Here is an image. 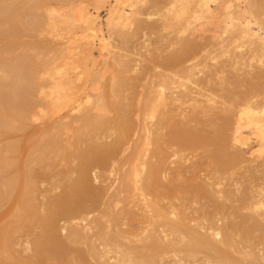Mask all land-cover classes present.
I'll return each instance as SVG.
<instances>
[{"label":"bare ground","instance_id":"bare-ground-1","mask_svg":"<svg viewBox=\"0 0 264 264\" xmlns=\"http://www.w3.org/2000/svg\"><path fill=\"white\" fill-rule=\"evenodd\" d=\"M256 237L264 0H0V264H217Z\"/></svg>","mask_w":264,"mask_h":264},{"label":"rangeland","instance_id":"rangeland-1","mask_svg":"<svg viewBox=\"0 0 264 264\" xmlns=\"http://www.w3.org/2000/svg\"><path fill=\"white\" fill-rule=\"evenodd\" d=\"M89 82L88 80L83 83V88L78 92L77 95H68L66 93V89L64 87H60L58 92V99L54 102H52L53 107V116L52 119H57L62 113L63 108L65 105H69L71 110L77 109L82 101V98L85 96V88L88 86ZM259 238V239H258ZM245 241V240H244ZM231 242V241H230ZM263 241L260 240V237L254 238L252 241H245L244 243H239V249L240 251L236 252L234 255H231L229 257H223L224 255L217 256V264H264V259H261L259 256L256 257H249L246 254V251H250V249H256L258 250V247H263ZM222 250L226 249L230 243H223ZM227 246V247H225ZM245 252V254L243 253Z\"/></svg>","mask_w":264,"mask_h":264}]
</instances>
